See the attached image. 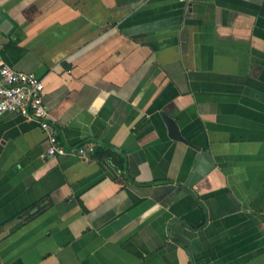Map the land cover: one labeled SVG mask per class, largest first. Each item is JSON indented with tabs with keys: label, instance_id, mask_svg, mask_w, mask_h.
I'll list each match as a JSON object with an SVG mask.
<instances>
[{
	"label": "crops",
	"instance_id": "1",
	"mask_svg": "<svg viewBox=\"0 0 264 264\" xmlns=\"http://www.w3.org/2000/svg\"><path fill=\"white\" fill-rule=\"evenodd\" d=\"M0 62L124 161L1 114L0 264H264V0H0Z\"/></svg>",
	"mask_w": 264,
	"mask_h": 264
},
{
	"label": "built area",
	"instance_id": "2",
	"mask_svg": "<svg viewBox=\"0 0 264 264\" xmlns=\"http://www.w3.org/2000/svg\"><path fill=\"white\" fill-rule=\"evenodd\" d=\"M44 88L43 79L36 74L17 71L0 62V115L15 113L37 121L47 135V155L77 154L86 159L95 152L96 147L93 144L69 147L61 143L44 101Z\"/></svg>",
	"mask_w": 264,
	"mask_h": 264
},
{
	"label": "water",
	"instance_id": "3",
	"mask_svg": "<svg viewBox=\"0 0 264 264\" xmlns=\"http://www.w3.org/2000/svg\"><path fill=\"white\" fill-rule=\"evenodd\" d=\"M162 117L168 127L169 135L173 139L189 143V141L182 135L177 121L172 116L168 115L165 112H162ZM36 210L37 209L33 210L32 213H34Z\"/></svg>",
	"mask_w": 264,
	"mask_h": 264
},
{
	"label": "trees",
	"instance_id": "4",
	"mask_svg": "<svg viewBox=\"0 0 264 264\" xmlns=\"http://www.w3.org/2000/svg\"><path fill=\"white\" fill-rule=\"evenodd\" d=\"M95 156L99 158L107 157L110 158L119 169L124 168V161L115 151L107 147H100L95 150ZM40 203H37L35 206H39Z\"/></svg>",
	"mask_w": 264,
	"mask_h": 264
}]
</instances>
